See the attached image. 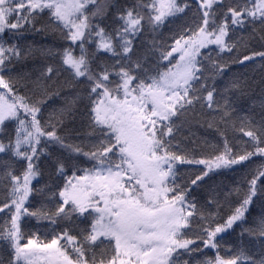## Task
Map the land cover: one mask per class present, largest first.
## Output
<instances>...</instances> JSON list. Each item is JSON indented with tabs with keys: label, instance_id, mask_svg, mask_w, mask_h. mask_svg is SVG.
Returning a JSON list of instances; mask_svg holds the SVG:
<instances>
[{
	"label": "snow or ice",
	"instance_id": "1",
	"mask_svg": "<svg viewBox=\"0 0 264 264\" xmlns=\"http://www.w3.org/2000/svg\"><path fill=\"white\" fill-rule=\"evenodd\" d=\"M0 264H264V0H0Z\"/></svg>",
	"mask_w": 264,
	"mask_h": 264
}]
</instances>
